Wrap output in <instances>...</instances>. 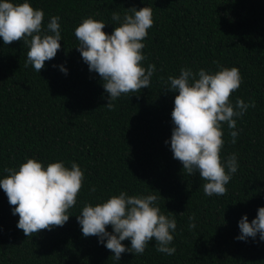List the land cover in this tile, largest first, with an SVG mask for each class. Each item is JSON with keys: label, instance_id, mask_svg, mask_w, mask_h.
Masks as SVG:
<instances>
[{"label": "trees", "instance_id": "obj_1", "mask_svg": "<svg viewBox=\"0 0 264 264\" xmlns=\"http://www.w3.org/2000/svg\"><path fill=\"white\" fill-rule=\"evenodd\" d=\"M22 2V0H16ZM44 11L43 24L58 15L61 48L37 72L25 66L22 41L0 38V177L35 157L45 165L74 161L85 180L69 220L51 230L25 236L17 228L0 189V264H264V241L235 239L238 221L251 222L264 206V0H30ZM149 6L154 23L144 38L143 65L155 64L149 88L122 94L108 109L99 74L90 72L76 49L74 29L84 18L103 20L111 33L113 11ZM236 66L243 77L230 99L255 101L237 118L239 135L231 143L223 124L221 157L236 153L239 168L220 196H206L199 173L190 175L173 158L171 112L177 93L165 89L181 67L216 71ZM55 65V66H54ZM64 65L67 74L60 71ZM95 191H90L91 188ZM121 190L129 195L157 192L158 204L177 221L176 252H131L112 258L95 235L85 237L76 219L85 202L96 204ZM189 216L195 228L190 229ZM111 231V226H106ZM130 246V241H122Z\"/></svg>", "mask_w": 264, "mask_h": 264}, {"label": "clouds", "instance_id": "obj_2", "mask_svg": "<svg viewBox=\"0 0 264 264\" xmlns=\"http://www.w3.org/2000/svg\"><path fill=\"white\" fill-rule=\"evenodd\" d=\"M58 15L51 16L43 24L44 11L34 8L30 0H0V38L4 44L20 40L28 47L25 66L31 65L40 72L47 60L54 58L61 48V25ZM111 21L118 26L109 34L103 31L106 24L92 16L84 18L75 27L78 40L76 49L90 72L99 74L102 86L108 94V109L122 94L149 88L157 71L156 65H143L146 56L144 38L154 23L152 9L145 6L127 9L123 15L113 11ZM55 66V65H54ZM61 72L68 69L60 65ZM216 71L191 67H181L179 75H169L164 81L165 89L177 93L171 112L172 124L170 144L173 158L178 159L183 170L190 174L199 173L204 181L202 187L206 196H220L226 185L239 168L236 153L222 158L224 146L223 124L231 130V143H236L239 135L237 118L244 115L255 101L245 102L230 94L237 90L243 80L236 66L225 67L217 64ZM8 173L0 177V189L4 191L13 215L18 214L17 228L25 236L38 233L42 229L51 230L63 226L71 216L70 208L77 204V196L85 180L84 171L76 163L70 167L57 160L46 165L35 157L26 158L18 168H5ZM90 191H95L91 188ZM157 192L129 195L121 190L100 203L85 202L76 215L82 234L95 235L98 243L111 250L112 258L119 261L121 254L131 252L142 255L155 241L157 252L173 255V244L177 221L172 212L161 211ZM188 227L195 228L194 216H189ZM111 226V231L106 226ZM240 234L235 239L247 241L259 234L264 241V206L257 209L255 218L248 221L242 215L238 221ZM130 241V246L122 243Z\"/></svg>", "mask_w": 264, "mask_h": 264}]
</instances>
